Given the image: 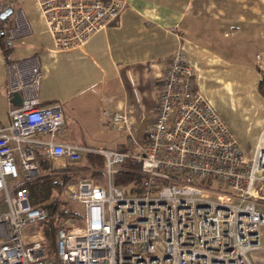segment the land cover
Instances as JSON below:
<instances>
[{
  "label": "built area",
  "instance_id": "built-area-1",
  "mask_svg": "<svg viewBox=\"0 0 264 264\" xmlns=\"http://www.w3.org/2000/svg\"><path fill=\"white\" fill-rule=\"evenodd\" d=\"M56 49L85 43L117 19L128 0H36ZM10 7L13 22L2 13ZM31 30L18 0L0 1V52ZM264 69V52L257 57ZM8 125H0V264H253L264 248V128L249 155L202 93L184 51L170 54L159 79L154 119L138 142L126 111L102 109L107 128L129 130V145L91 149L56 140L65 124L60 103L40 97L37 55L7 63ZM21 94L17 104L14 94ZM18 151V155L15 154ZM104 156L108 186L78 179L66 186L82 204L56 230V250L43 229L26 226L48 216L31 203L26 183L42 158ZM18 159V161H17ZM138 163L131 196L113 182L124 161ZM56 256V257H55Z\"/></svg>",
  "mask_w": 264,
  "mask_h": 264
},
{
  "label": "crops",
  "instance_id": "crops-1",
  "mask_svg": "<svg viewBox=\"0 0 264 264\" xmlns=\"http://www.w3.org/2000/svg\"><path fill=\"white\" fill-rule=\"evenodd\" d=\"M18 3L31 30L0 52V125L10 122L7 63L37 55L41 100L60 103L65 116L57 141L91 149L129 145V130L105 126L102 109H108L128 112L131 131L141 142L155 117L160 76L170 54L181 50L202 93L245 152L254 153L264 128L257 60L264 52V0H128L107 27L64 50L55 48L38 2ZM12 12L6 15L11 23ZM87 152L75 162L84 165ZM70 161L61 158L55 164L64 169ZM89 173L79 169L73 181H95ZM251 258L253 264H264V248L252 250Z\"/></svg>",
  "mask_w": 264,
  "mask_h": 264
},
{
  "label": "trees",
  "instance_id": "trees-1",
  "mask_svg": "<svg viewBox=\"0 0 264 264\" xmlns=\"http://www.w3.org/2000/svg\"><path fill=\"white\" fill-rule=\"evenodd\" d=\"M261 72L260 91L264 95V69H259ZM87 162L82 165L75 161H70L67 167L52 168V161L48 158H42L40 161L41 173L38 177L26 183L34 206H47L48 216L40 221L43 231L52 239H54L55 230L60 226L62 221L70 216H79L78 209L72 207L69 200L61 197V193L65 190L67 184L76 179V171L79 169L89 170L88 176L95 181H103L104 173L101 167L104 162L102 154L89 151L86 153ZM123 170L116 172L113 176L114 184L132 185V189L138 182L136 176L131 170L139 167L138 163L127 159L121 165ZM100 168V169H99ZM87 176V177H88Z\"/></svg>",
  "mask_w": 264,
  "mask_h": 264
},
{
  "label": "rangeland",
  "instance_id": "rangeland-1",
  "mask_svg": "<svg viewBox=\"0 0 264 264\" xmlns=\"http://www.w3.org/2000/svg\"><path fill=\"white\" fill-rule=\"evenodd\" d=\"M15 154L18 155V151L15 150ZM18 161V159H17ZM114 182V180H113ZM104 183L106 186H108L109 184V181L107 178L104 179ZM120 187L123 189V191L125 192V194L131 196V194H133L132 192V185L129 184V185H120ZM66 189V188H65ZM61 197L66 199V200H69L72 207L78 209V210H82V204L72 200L69 196H68V193L66 192V190H63V193H61ZM62 223H66V221H62L60 223V225ZM38 229H42V225L40 223V221L38 222H34L32 223V225H29V226H26L24 228V233H31V232H34V231H37ZM261 230H262V237H261V243H264V225L261 226ZM56 230H55V233H54V239H52L51 237H49L47 235V241H45V243H47V245H50L51 244V248L53 247V250L55 251L56 250V245H55V242H56ZM56 257V256H55Z\"/></svg>",
  "mask_w": 264,
  "mask_h": 264
},
{
  "label": "water",
  "instance_id": "water-1",
  "mask_svg": "<svg viewBox=\"0 0 264 264\" xmlns=\"http://www.w3.org/2000/svg\"><path fill=\"white\" fill-rule=\"evenodd\" d=\"M11 10H12V9H11L10 7H8L6 10H4L3 13H2V17L4 18L9 12H11ZM13 100H14L17 104H19L20 101H21V94H20L19 92H16V93L14 94Z\"/></svg>",
  "mask_w": 264,
  "mask_h": 264
}]
</instances>
